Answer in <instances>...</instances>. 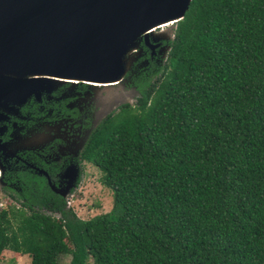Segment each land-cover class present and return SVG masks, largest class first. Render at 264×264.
<instances>
[{"label":"trees","instance_id":"obj_1","mask_svg":"<svg viewBox=\"0 0 264 264\" xmlns=\"http://www.w3.org/2000/svg\"><path fill=\"white\" fill-rule=\"evenodd\" d=\"M171 34L156 81L139 82L134 102L105 114L81 147L111 209L81 219L21 173L19 206L0 208V254L264 264V0H190Z\"/></svg>","mask_w":264,"mask_h":264},{"label":"water","instance_id":"obj_2","mask_svg":"<svg viewBox=\"0 0 264 264\" xmlns=\"http://www.w3.org/2000/svg\"><path fill=\"white\" fill-rule=\"evenodd\" d=\"M189 1L0 0V67L26 75L0 73L1 97L5 103L23 102L29 93L37 96L51 80H60L37 72L86 83L74 79L120 81L127 66L124 54L134 51L139 38L151 50L157 46L148 42V36L158 40L154 30H147L167 20L175 23Z\"/></svg>","mask_w":264,"mask_h":264},{"label":"rangeland","instance_id":"obj_3","mask_svg":"<svg viewBox=\"0 0 264 264\" xmlns=\"http://www.w3.org/2000/svg\"><path fill=\"white\" fill-rule=\"evenodd\" d=\"M174 25L175 23L173 22L153 31V37H158L165 41L159 43L161 46L157 50L156 55L152 57L149 55L148 49L143 45V39H138L134 51H131L126 56V72L118 84L92 87L91 89L78 86L76 90L80 88L84 91L79 95L76 94L75 89H72V87L68 85L62 86L52 93L53 96L58 97V100L53 102L54 104L49 109L39 105L35 107L36 114H33L30 108H27L25 113L20 112L24 119H19L20 125L16 124L17 127L14 128L15 134H18L25 141L39 140V143H35L36 145L33 146L31 151L26 150L24 156L28 155L31 158L27 162L37 166L35 161H39V157L35 153H41V150L50 151L45 141H49L55 135L64 138L63 142H59L62 143V150L59 149L58 151L55 149V154L51 155V158H53L52 162L61 168L59 175L70 169L72 171L71 176L65 177L61 182H57L53 177V173H50L47 177V182L54 192L61 194L63 199L68 201V207L81 219L107 212L112 207L111 192L101 183L99 170L87 161L78 160L77 155L81 144L88 132L105 114L116 110L117 105L120 103L128 102L132 104L134 102L138 94L137 84L139 82H145L146 80L156 81L160 69L168 63V43L172 36ZM149 40L155 42L152 36H148V42ZM150 65H152L151 68H149ZM55 84L56 82L53 86ZM31 95L29 93L23 102L10 99L7 103L14 109L22 104H32ZM62 108L66 111L63 112ZM21 125L22 127H19ZM57 141V139L52 141L53 149L55 147L58 148ZM27 152H30V154ZM35 170L40 171L39 168ZM4 186L12 190L14 188V191L18 194L16 190L19 188L18 185H7L1 180L0 208H4L7 205L19 206V201L22 200V197L15 195L17 199L11 198L7 191L1 189ZM36 210L52 218L57 217L55 213H51L47 209L36 208ZM69 257V252L63 251L58 256V263L68 264ZM29 260L30 258L27 254H19L8 249L3 250L0 254V264H29Z\"/></svg>","mask_w":264,"mask_h":264},{"label":"flooded vegetation","instance_id":"obj_4","mask_svg":"<svg viewBox=\"0 0 264 264\" xmlns=\"http://www.w3.org/2000/svg\"><path fill=\"white\" fill-rule=\"evenodd\" d=\"M162 41H165V40L164 39L161 40L160 38H158V40H156L155 42L149 40V43L150 44H153L156 42L162 43ZM143 45L148 49V53L151 57L156 55L157 50L161 46V44H158L157 46H155L151 50L144 43H143ZM124 75H125V73H124ZM124 75L122 76V78L124 77ZM67 85L72 87V89H75L77 95L82 94L84 92L80 88L76 90V88L78 86H80V87L83 86L84 88L88 87L90 89L92 87H100L101 86V84H95V83H91V82L86 83V82H81V81L59 80L58 82H56V84L54 86H52V88H50V90L41 91L37 96L32 94L31 95V99L33 100L32 104L31 103L22 104L21 106H19L16 109L11 107L7 103V101H6L7 106H5L4 104H1V103H4V99L1 97L2 94L0 95V100H1V102H0V181L2 180L3 183H5L7 185L8 184L9 185H15L16 184L19 187L18 189H16L18 191V194H17V192L14 191L15 190L14 188H13V190L10 188H7L5 186L1 188L2 190L7 191L10 195H13V196L19 195L20 197H22L21 196L22 181L18 178V176L21 173H24V174L28 173L30 175L40 176L41 178H43L44 183L48 186V188L53 192H54V190L51 189V187L49 186V183L47 182V177L50 175V173H53V177L57 182H61L62 180L65 179V177L71 176L72 171L70 169L67 170L64 174L59 175V173L61 172V168L57 167L52 162L53 158H51V155L55 154V149L58 151H59V149L62 150V143H59V142L64 141V138L62 136L55 135V136H53V138L49 139V141H45V144L47 143L46 145H48V149H50V151L47 152V151L41 150V153H35L39 157V158L37 157L39 161L34 160L35 163L37 164V166H35L34 164L27 162V160L31 159V158L28 155L24 156V154H25L26 150L31 151V149H33V146L36 145L37 143H39L38 142L39 140H30V141L26 140L25 141L21 137H19L18 134H15V131H14V128L17 127L16 124L20 123L19 119H24L20 115V112L25 113L27 108H30L33 111V114H36L37 111H35V109H36L35 107H37L39 105L49 109L54 104L53 102L58 100L57 99L58 97L53 96L52 93L55 92L59 87L67 86ZM62 110H63V112L66 111L64 108H62ZM19 127H22V125ZM89 132H88V134H89ZM87 135H86V137H87ZM86 137H85V139H86ZM55 139L58 140L57 141V147L58 148L55 147L53 149L52 141ZM85 139H84V141H85ZM84 141L82 142L81 147H82ZM81 147H80L78 155H77L78 160H79V153H80ZM27 153L30 154V152H27ZM79 161H81V160H79ZM36 168H39L40 171L35 170ZM42 170H44L45 172ZM54 193H56V192H54ZM56 194H58V193H56ZM58 195H61V194H58ZM68 197H66V198H68ZM22 199H23V197H22Z\"/></svg>","mask_w":264,"mask_h":264},{"label":"bare ground","instance_id":"obj_5","mask_svg":"<svg viewBox=\"0 0 264 264\" xmlns=\"http://www.w3.org/2000/svg\"><path fill=\"white\" fill-rule=\"evenodd\" d=\"M172 20H167V21H165V22H161V24H158V27H156V26H154V27H152V28H150L149 30H147L148 32L150 31H153V30H155L156 28H159V27H161V26H165V25H168V24H170V22H171ZM132 49H129L125 54H124V56H128L131 52ZM123 56V57H124ZM0 73H2V74H5V75H10V76H13V77H21V76H24V77H26V75L23 73V72H16V71H14V70H11V69H8V68H2V67H0ZM35 75H37V76H43V77H52V75H55V76H59V77H55V78H59L60 80H63V79H65V80H73L71 77L72 76H69V75H64V74H60V73H56V72H48V73H41V72H37V73H34ZM27 75H31V74H27ZM76 76V75H75ZM78 78L77 79H74V80H83V81H87V82H91V81H88V80H85L84 78H80L79 76H77ZM49 79V78H48ZM48 81V80H47ZM91 83H96V84H101V86H112V85H115V84H118L119 83V81L118 82H113V81H111V82H91ZM49 84V87H47L48 89L47 90H50V88H52V86H53V80H51L50 81V83H48ZM0 102H1V100H0ZM1 104H4L5 106H7V103H1Z\"/></svg>","mask_w":264,"mask_h":264},{"label":"built area","instance_id":"obj_6","mask_svg":"<svg viewBox=\"0 0 264 264\" xmlns=\"http://www.w3.org/2000/svg\"><path fill=\"white\" fill-rule=\"evenodd\" d=\"M67 202H68V201L66 200V203H67ZM66 205L69 206L68 203H67Z\"/></svg>","mask_w":264,"mask_h":264}]
</instances>
